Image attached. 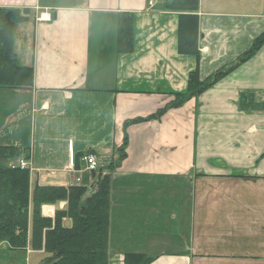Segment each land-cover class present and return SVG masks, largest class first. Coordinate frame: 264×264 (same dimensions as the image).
<instances>
[{
    "label": "crops",
    "instance_id": "crops-1",
    "mask_svg": "<svg viewBox=\"0 0 264 264\" xmlns=\"http://www.w3.org/2000/svg\"><path fill=\"white\" fill-rule=\"evenodd\" d=\"M167 1L0 0V9L29 11L18 25L27 54L15 48L18 26L13 48L33 85L0 88L14 97L0 115V148L29 158L31 191L91 190L96 177L82 156L103 164L122 145L126 121L155 114L187 91L191 72L204 82L264 36V0H199L200 60L179 55V14ZM44 13L50 22L39 21ZM121 14L134 15L133 51L124 55ZM126 133L128 158L112 174L120 177L111 191L110 264L128 254L151 264H264V43L209 91ZM66 207L43 206L42 216L54 220ZM31 228L25 250L0 244V264L44 262Z\"/></svg>",
    "mask_w": 264,
    "mask_h": 264
},
{
    "label": "trees",
    "instance_id": "trees-1",
    "mask_svg": "<svg viewBox=\"0 0 264 264\" xmlns=\"http://www.w3.org/2000/svg\"><path fill=\"white\" fill-rule=\"evenodd\" d=\"M166 8L179 14L178 53L200 60L198 3L199 0H168ZM28 10L0 9V88L24 90L33 85V70L18 64L14 52L15 28L27 22ZM118 52L130 54L134 42V15L121 14L118 29ZM264 36L232 66L206 81H200L198 71L191 72L188 88L183 94H173V101L147 118L124 123V140L117 150L118 164L108 167L114 171L126 157V129L131 125L160 121L171 110L183 107L193 98L212 89L221 79L250 61L260 51ZM15 148H0V244L12 251L25 250L29 242L34 251L44 250L47 258L42 264H110L109 229L111 209V174L99 175L95 192L88 196L85 187H35L31 191L28 171L12 170L7 162L19 156ZM67 202L65 211H57L54 220L44 218L41 209L46 205ZM32 217V219H31ZM71 220L65 227L64 220ZM153 258L128 254L124 264H151Z\"/></svg>",
    "mask_w": 264,
    "mask_h": 264
},
{
    "label": "rangeland",
    "instance_id": "rangeland-1",
    "mask_svg": "<svg viewBox=\"0 0 264 264\" xmlns=\"http://www.w3.org/2000/svg\"><path fill=\"white\" fill-rule=\"evenodd\" d=\"M19 27L20 26H18L16 29H18ZM15 48H16V50L19 49V51H23L25 55L27 54L28 38H26V35L25 34L23 35V32L20 29L17 30ZM117 48H118V44H117ZM16 53H18V52H16ZM19 62L21 64V66H22L21 60H19ZM13 99H14V97H13V95L11 93H9L8 91H2V90H0V110H1L0 111V115L8 109V106H10L12 104ZM151 122H157V121H151ZM146 123H150V122H144V123H140V124H146ZM136 125H139V124H136ZM132 126H135V125H131L129 127H132ZM127 129H126V132H127ZM126 136H127V140H129L127 133H126ZM117 150L114 152L113 157H110V158L106 159V161L103 164L101 163V169H100V171H104V174H113V173L119 171L122 168V165H123L124 161L127 160V158H128V152L126 151V154H127L126 159L123 162H121L120 166L117 165V167H116V169L114 171H112V172L109 173L107 171V168L108 167H111V166L113 167V165L115 163L118 164L119 157H118V154H117ZM119 177L120 176H113L111 178V185H112L111 191H115L116 192L117 186H118V181H116V180ZM65 226L66 227H71V221L68 220V223Z\"/></svg>",
    "mask_w": 264,
    "mask_h": 264
},
{
    "label": "built area",
    "instance_id": "built-area-1",
    "mask_svg": "<svg viewBox=\"0 0 264 264\" xmlns=\"http://www.w3.org/2000/svg\"><path fill=\"white\" fill-rule=\"evenodd\" d=\"M84 161L86 162L89 170L96 169L97 163H96V160H95L94 156H88L87 158L84 159ZM15 167H20V169L24 170V169L27 168V164L25 162L21 161Z\"/></svg>",
    "mask_w": 264,
    "mask_h": 264
}]
</instances>
